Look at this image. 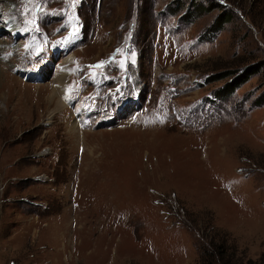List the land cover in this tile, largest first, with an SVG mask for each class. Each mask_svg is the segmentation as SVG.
Returning a JSON list of instances; mask_svg holds the SVG:
<instances>
[{"label": "rangeland", "instance_id": "rangeland-1", "mask_svg": "<svg viewBox=\"0 0 264 264\" xmlns=\"http://www.w3.org/2000/svg\"><path fill=\"white\" fill-rule=\"evenodd\" d=\"M261 60L264 0H0V264L256 261Z\"/></svg>", "mask_w": 264, "mask_h": 264}, {"label": "trees", "instance_id": "trees-1", "mask_svg": "<svg viewBox=\"0 0 264 264\" xmlns=\"http://www.w3.org/2000/svg\"><path fill=\"white\" fill-rule=\"evenodd\" d=\"M220 15H218L217 18H219ZM216 20L217 19H215V22ZM263 65L264 61L261 60L251 65L245 66L238 74H236L234 77L236 78L234 84L229 86V89H233L239 84L245 82L250 75L258 72ZM257 101L259 103L264 102V82L260 95L257 97ZM206 240L207 241L204 246L200 248V251L197 253L198 264H243L242 261H236L233 249L230 245L225 244V239H222V242L218 241L216 232H212V234ZM244 264H264V250L258 256L256 261L246 259Z\"/></svg>", "mask_w": 264, "mask_h": 264}, {"label": "bare ground", "instance_id": "bare-ground-1", "mask_svg": "<svg viewBox=\"0 0 264 264\" xmlns=\"http://www.w3.org/2000/svg\"><path fill=\"white\" fill-rule=\"evenodd\" d=\"M3 14V13H2ZM72 57H67L63 60L62 65L59 67V75H57L53 88L51 85L47 86L48 92L45 95V103L48 105V108H51L46 112L47 119L52 118L54 114L61 113L64 109V101H67V86H66V77L69 74V64ZM74 126V125H73ZM73 128V127H72Z\"/></svg>", "mask_w": 264, "mask_h": 264}]
</instances>
